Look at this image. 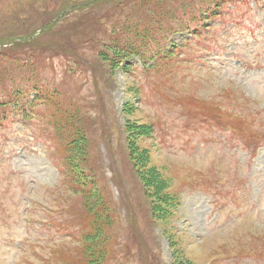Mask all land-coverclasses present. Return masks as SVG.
Segmentation results:
<instances>
[{"label":"rangeland","instance_id":"obj_1","mask_svg":"<svg viewBox=\"0 0 264 264\" xmlns=\"http://www.w3.org/2000/svg\"><path fill=\"white\" fill-rule=\"evenodd\" d=\"M71 2L0 0L1 47L10 36L36 38V28ZM209 2L217 5L209 30L177 36L184 50L165 68L144 74L137 60L117 70L100 61L95 85L92 73L77 74V63L98 60L74 42L82 62L60 56L35 72L44 96L59 93L51 107L19 88L23 102H33L30 119L0 109V264H58L57 247L82 255L85 231L64 224L68 211L80 210L72 189L99 193L111 208L116 229L106 264H264L251 250L264 246V3ZM76 130L88 145L84 165L63 150ZM137 156L141 170L165 182L161 208L136 177Z\"/></svg>","mask_w":264,"mask_h":264},{"label":"trees","instance_id":"obj_2","mask_svg":"<svg viewBox=\"0 0 264 264\" xmlns=\"http://www.w3.org/2000/svg\"><path fill=\"white\" fill-rule=\"evenodd\" d=\"M117 1L116 4L113 3L110 7L100 6L101 0L85 1L87 3H80L79 7H76V13L61 19L58 23L52 21L58 18L59 15L40 24L36 29L40 30L42 27H45V29L32 40H29L28 37L27 42L17 43L15 42L16 39L12 38L13 36L6 39L5 45L8 44L9 46L2 48L0 45V109L2 107L6 109L9 105L14 116L17 117L19 111H27L24 110L26 103L21 102L22 90L26 92L33 90L37 93L36 96L41 99V80L35 73L38 72L39 64L45 65L47 61L53 62L60 56L82 62L84 56L72 52L74 42L77 43L78 51L82 50L90 55L93 54L98 60L87 61L83 65L77 63L78 68H80V73L77 74L82 76L86 73H92L96 85L97 79L94 73L95 68L98 70L102 68L103 65H99L100 61L106 62L114 70L119 69L122 64L127 63L132 58L138 59L143 65L150 64L152 66L155 64L156 67L153 70L160 67L165 68L173 63L174 56L177 53L180 54L184 50L181 47L182 43L178 42L177 36L183 34L196 35L200 31H207L212 20L217 16V7H214L217 5H211L209 0H205L203 3H197L196 0ZM255 1L264 3V0ZM86 4H88V7H84ZM75 5H78V2L72 0L70 4L64 6L62 11ZM86 9L88 11L84 12ZM202 11H206L208 15L204 19H197V14ZM186 15H190L192 18L186 21L184 18ZM67 37L70 42L66 45L60 38L66 40ZM13 47L14 49L10 51ZM23 57L27 61L20 62ZM4 61H6V66ZM12 62L17 68L10 73L8 66ZM149 71L150 69L147 74ZM4 81H6V84H4ZM11 87H19L22 90L18 91L16 89V94H14L10 91ZM54 94L55 96L59 95V93ZM12 95L15 97L10 100ZM60 110L63 112V108H60ZM68 116V120H70L74 113ZM128 121L126 120L123 125L125 142L127 148H130L133 153V148L135 149L136 145H132L131 138H133V135L128 132ZM233 123H244V119L231 122V124ZM231 130L234 131L233 128ZM136 132L141 131L136 130ZM145 135L148 136L147 133ZM63 150L68 154L67 160L74 164L83 163L84 165L88 159L86 138L79 130L74 132L72 139L67 142ZM129 156L131 155L129 154ZM137 157L136 161L131 162L136 177L142 189L146 192L149 191L151 197L158 199L159 205H157V208H161L168 197L164 191L167 189L165 182L160 174L154 170H141L142 168L138 163H140V160L143 161L142 158L138 157L137 159ZM73 176V178L77 177L75 182L78 185H84L80 173H77V175L75 173ZM75 193L82 198L77 202L80 210L72 209L68 211L65 215L68 220L64 224L69 227L77 225L80 231V226H82V231H85V233L80 238L83 242L82 255H76L72 252H68L67 255L72 259L71 261L78 262V264H106L111 260L112 252L111 250L108 251V244L110 238L113 237L114 229H116L111 228L113 225L111 208L99 193H91L89 190L84 192L77 189ZM172 211L170 207L164 213H168L169 217ZM169 237L172 238L170 235ZM260 244H264V241H260ZM251 250L254 253L264 254V246L255 245ZM172 264L189 263L178 261Z\"/></svg>","mask_w":264,"mask_h":264},{"label":"water","instance_id":"obj_3","mask_svg":"<svg viewBox=\"0 0 264 264\" xmlns=\"http://www.w3.org/2000/svg\"><path fill=\"white\" fill-rule=\"evenodd\" d=\"M72 8H70V10H71ZM66 12H68V10L66 11Z\"/></svg>","mask_w":264,"mask_h":264}]
</instances>
